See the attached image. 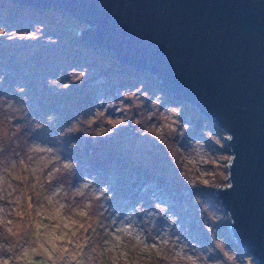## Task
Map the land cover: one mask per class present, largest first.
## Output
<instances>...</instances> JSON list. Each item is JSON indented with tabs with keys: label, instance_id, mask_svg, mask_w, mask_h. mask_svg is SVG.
<instances>
[{
	"label": "clouds",
	"instance_id": "obj_1",
	"mask_svg": "<svg viewBox=\"0 0 264 264\" xmlns=\"http://www.w3.org/2000/svg\"><path fill=\"white\" fill-rule=\"evenodd\" d=\"M55 19L64 22L59 13ZM43 27L37 23L31 31L18 32L0 26V39L58 43L56 37L43 36ZM87 72V67L69 68L68 79L61 82L65 74L61 69L55 78L46 79V86L66 91L83 83ZM4 80L0 74V84ZM142 88L141 84L121 89L120 99L101 96L90 113L77 115L62 130L56 127L54 114L43 121L30 115L27 96L17 100L0 94V264H225V257L228 264H241L211 226L222 219L234 223L230 214L220 211V204L213 208L199 196L191 198L211 240V246L201 248L156 195L147 197L150 206L141 199L116 208L110 203L114 195L110 184L98 182L94 172L78 175L79 162L65 155L64 140L69 136L80 134L95 141L130 127L133 135L148 138L163 150L189 189H232L235 153L216 152L203 140H189L182 148L180 142L189 129L179 119L183 105L161 107L163 93L150 97ZM14 91L23 94L25 88L14 86ZM49 125L56 129L51 137L55 143L36 135ZM202 135L220 149L233 139L227 132L213 134L207 122ZM76 146L70 141L67 148ZM214 251L221 259H209ZM242 264H254L253 258L244 256Z\"/></svg>",
	"mask_w": 264,
	"mask_h": 264
},
{
	"label": "water",
	"instance_id": "obj_2",
	"mask_svg": "<svg viewBox=\"0 0 264 264\" xmlns=\"http://www.w3.org/2000/svg\"><path fill=\"white\" fill-rule=\"evenodd\" d=\"M7 1L91 25L81 40L232 136L233 187L213 195L236 245L264 264V0Z\"/></svg>",
	"mask_w": 264,
	"mask_h": 264
},
{
	"label": "rangeland",
	"instance_id": "obj_3",
	"mask_svg": "<svg viewBox=\"0 0 264 264\" xmlns=\"http://www.w3.org/2000/svg\"><path fill=\"white\" fill-rule=\"evenodd\" d=\"M8 9L9 8H5L4 5H0V26H4L6 30L15 29L18 32L31 31L32 25L38 23L44 26L43 36L58 38V43L56 44H45L42 42V39L34 42L15 40L12 42H5L0 39V53H5L0 54V56L4 59L3 56L5 55L6 59L9 61L3 62L0 60V74L5 75L4 82L0 84V94H11L12 97L16 95L27 96V107L29 111L33 110V108L38 106L39 103H42L41 107L39 106L36 110H34L37 114V112H39L44 105L47 106V104H49L48 102H52L50 104L58 111V113H54L56 118L55 124L62 120V117H64V121L67 126L69 119H75V117L80 114L90 113L92 108L96 106L97 99L101 96L105 98L120 99L118 93L121 89L131 90L141 84L143 85L142 91H147L150 97H153L159 92L154 89L153 84L149 82L145 83V81L149 80H145L135 86H133V82L128 81L123 85L118 79L104 74L107 71L106 67H108L106 64L107 62H105V57L111 53L96 50L86 51L83 46H74L73 42L70 40L76 32L66 33L65 31V29L68 30L67 27L71 26L70 23L57 22L55 15H51L48 19H43L44 17L33 18L32 16H26L24 19L21 17L11 18L12 15H10ZM54 26L55 28H53ZM80 26L81 27L79 29L81 31L84 29V25L81 24ZM69 53H82L80 54V57H88L86 60V63L88 64L71 67L66 65L63 58ZM103 53L105 54L102 55ZM71 57L72 56H70V58ZM114 59L116 58L114 57ZM72 67H75L78 70L82 67H87L88 72L83 80V83L79 85L73 84L66 91L59 92L46 86V79L48 77L55 78L58 74H60L61 69L65 72L61 82L67 80L68 76L66 75V72ZM6 86L9 88H5ZM14 86L24 87L25 92L23 94H17L14 91ZM43 92L44 94L39 98ZM34 93L37 94V102L35 103L30 100L34 98ZM114 93L116 95H114ZM125 102L127 103V101ZM147 103L148 102L146 101L145 106H147ZM177 104L183 105L179 116L180 121L182 123L189 124V129L185 133L183 140L180 142V146L182 148L187 146L189 140H203L210 149H213L216 152L229 153L225 142L224 147L220 149L213 145L210 141H207L202 135V126L205 122H207V129L218 137L221 132H224L215 124L214 121L203 118L202 115H200L188 104L183 102H178L176 104L170 103L169 97L166 94H163L161 107L164 105L175 106ZM112 111L113 110H109L108 114L111 115ZM52 112L53 110L51 109L50 113ZM30 115L34 116V113L30 111ZM65 116H68V120H66ZM44 118L45 117H42L41 121H43ZM58 127H60V125ZM51 130L52 125H49L42 131L36 133V135L47 140L48 138L45 133H47V135L51 138ZM55 131L56 130L53 132L54 134ZM133 132L134 129H131L130 127L121 128L117 130L114 135L109 136L106 139H97L95 141L91 140L90 149L94 150V154L99 155L101 152L104 153L106 145L110 148H120L124 152L123 158L131 160L122 161V165L130 163H133L134 166L136 165L142 167H146V165H148L149 167L146 168H150L154 173V175H150V178L148 179H139V182H136L137 184L135 183V179H137V177L134 176L132 178V183L128 182L125 187V192H127L125 198L123 197V200L120 197L117 198L115 196L116 192H114L113 199L110 203H112L114 207L120 208L124 206V201H129L134 204L143 199L145 201V205L150 206L147 197L154 194L160 203L168 204L169 211L179 217L177 223L180 224L181 229L184 227L188 228L187 235L192 241L199 244L200 247L203 248L204 242H199V240L203 241L201 236H204V238L209 241V246H211L209 235L202 227L201 221L196 214L195 209L197 206L193 203L191 198L193 195L199 196L202 200L208 202L210 207L214 208L216 204H219L218 200L213 195L215 194V190L189 189L187 185H185L178 177L174 167L167 159L163 150L159 149L155 145L154 141H151L148 138H141L138 134L133 135ZM73 137L72 141H77L78 148H82L87 141L80 134L73 135ZM87 166L89 165H87L86 162L81 164L77 170L78 175L79 173L85 172L91 174L93 171H86L84 169L87 168ZM106 180L107 179H104L102 176L98 179V182L108 183ZM146 185H149V187L147 191H143ZM111 191H115V188H112ZM220 211L226 215L222 208ZM161 223L163 222L161 221ZM211 226L216 230V237H222L224 239L226 247L229 250L236 252L237 259L240 260L242 264V259L245 256L244 252L240 250L244 254L243 256L236 249L231 248L223 236V228L226 226L225 220L222 219ZM226 229L231 237L228 227H226ZM232 243L234 246L236 245L233 239ZM209 259H221L220 253L218 251H214V254L209 256ZM228 259V257H225V264H228Z\"/></svg>",
	"mask_w": 264,
	"mask_h": 264
},
{
	"label": "trees",
	"instance_id": "obj_4",
	"mask_svg": "<svg viewBox=\"0 0 264 264\" xmlns=\"http://www.w3.org/2000/svg\"><path fill=\"white\" fill-rule=\"evenodd\" d=\"M0 5H4L5 8H9V12L11 18H16V17H21V18H25L26 16H32L33 18L37 17H44L43 19H48L49 17H51V15H55L56 13H59L62 17H64V22L66 23H70L71 26L67 27V29H65L66 33L67 32H74V30H70V28H80L81 24L79 25V23H76L75 21H73L67 14L62 13L58 10H53V9H31V8H27L24 6H20V5H16L13 4L11 2H8L7 0H0ZM38 14V15H37ZM37 15V16H35ZM1 18V17H0ZM9 22V21H8ZM43 23V21H42ZM3 24V23H1ZM55 28V26L53 27ZM63 30V29H62ZM65 33V34H66ZM72 38V39H71ZM69 40L71 42H73L74 46H83L85 48L86 51H102L105 52L103 50H100L94 46L89 45V43L81 40L79 38V36H77V34L75 33ZM106 53V52H105ZM105 53H103L102 55H104ZM0 54H5V53H0ZM82 53H69L66 57L63 58V60L66 62V65L71 66H78V65H86L88 63H86V60L88 59V57H80ZM96 54V53H95ZM109 54V53H108ZM70 56H72L70 58ZM110 54L108 56H106V60L105 62H107L106 64L108 65L107 71L104 73L106 75H110V77L116 78L118 79L123 85L126 84V82H133V86L140 84L142 82H144L145 80H149V81H145L149 82L151 84L154 85V89L156 91H159L163 94H166L169 97V102L170 103H178V101L173 100L170 97V94H168L167 92H165L162 87L156 83L154 81V78L151 77L149 74L147 73H142V72H137L131 68H128L127 66L121 65L118 60L114 59V57ZM4 59H2V57L0 56V60H2L3 62H9L5 55L3 56ZM89 66V65H88ZM5 88H9L8 86H6ZM12 88V87H10ZM44 94V92L39 96V98ZM36 93H34V98L30 99L33 103L37 102V97H36ZM10 98H14L19 100L20 95H16L14 97H12L11 94H9ZM49 104H47V106L44 105V107L39 110V112H37V114L34 112V110H36L39 106L41 107L42 103H39L38 106H35L33 108V110H30L34 113V116H36L38 119L42 120V117H45L49 114H54L55 112L58 113L57 109H55L50 103L52 102H48ZM51 109L53 110L52 113ZM29 111V114H30ZM42 113V114H41ZM55 115V114H54ZM66 120H68V116H65ZM62 120L58 121L56 123V127H58L60 125L59 128H61L62 130V126H66L65 121H64V117L61 118ZM73 120V119H69V122ZM54 130H56L54 127H52V135H54ZM47 136V141L50 143H55V141H53L48 135L47 133H45ZM52 137V136H51ZM74 137L73 136H69L67 138H65L64 140V147H65V155L69 156L70 158H72L73 160H76L79 162V167L81 166V164L83 163H87V168H84L86 171H93L94 173L97 174L98 179H100V177H104V179H107L106 181L110 184V191L112 190V188H115L116 194L115 196L117 198H121L122 200L125 198L126 196V186L128 182L132 183V178L134 176L137 177V179H135V183L139 182V179L142 178H150V175H154L153 171L150 168H146L149 167L148 165H146V167H142V166H134L133 163L130 164H121L122 161L125 160H130L128 158H123L124 156V152L120 149V148H110V147H105V152L101 154H94V150L90 149L91 148V140H87L85 145L82 148H78L77 146L71 150H69L67 148V145L70 141H72ZM77 144V141H76ZM105 146V145H104ZM103 146V147H104ZM131 161V160H130ZM78 167V168H79ZM90 168V169H89ZM92 172V173H93ZM101 174V175H98ZM103 174V175H102ZM100 176V177H99ZM153 178V177H152ZM136 183V184H137ZM124 197V198H123ZM226 222V226L225 228H223V236L225 238V240L227 241V243L229 244V246H231V248L236 249L238 252H240L243 256L244 254L241 252L242 250L237 246V245H233L232 243V238L230 237L229 233L226 231V227H228V222L225 220ZM202 240H199V242H204V245H210L209 241L204 238V236H201ZM241 250V251H240ZM245 256H247L245 254ZM256 264V263H254Z\"/></svg>",
	"mask_w": 264,
	"mask_h": 264
}]
</instances>
